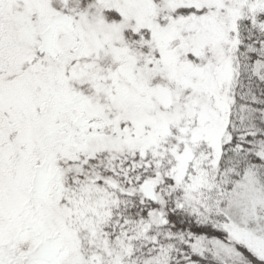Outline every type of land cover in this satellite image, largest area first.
I'll list each match as a JSON object with an SVG mask.
<instances>
[{
  "label": "snow or ice",
  "instance_id": "snow-or-ice-1",
  "mask_svg": "<svg viewBox=\"0 0 264 264\" xmlns=\"http://www.w3.org/2000/svg\"><path fill=\"white\" fill-rule=\"evenodd\" d=\"M0 264H264V0H0Z\"/></svg>",
  "mask_w": 264,
  "mask_h": 264
}]
</instances>
